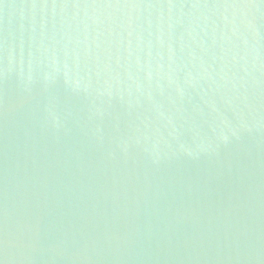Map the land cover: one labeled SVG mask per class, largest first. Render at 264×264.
<instances>
[{
  "label": "water",
  "instance_id": "water-1",
  "mask_svg": "<svg viewBox=\"0 0 264 264\" xmlns=\"http://www.w3.org/2000/svg\"><path fill=\"white\" fill-rule=\"evenodd\" d=\"M0 264H264V0H0Z\"/></svg>",
  "mask_w": 264,
  "mask_h": 264
}]
</instances>
